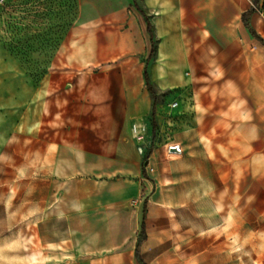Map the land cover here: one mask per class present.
I'll list each match as a JSON object with an SVG mask.
<instances>
[{
  "label": "rangeland",
  "instance_id": "1",
  "mask_svg": "<svg viewBox=\"0 0 264 264\" xmlns=\"http://www.w3.org/2000/svg\"><path fill=\"white\" fill-rule=\"evenodd\" d=\"M210 6L233 16L243 44L249 26L264 38V0ZM147 11L139 0H0V264H84L137 246L148 264H264V242L219 214L207 165L174 152L201 129L216 82L201 59L173 85L156 81L139 30ZM255 182L243 186L264 196Z\"/></svg>",
  "mask_w": 264,
  "mask_h": 264
},
{
  "label": "crops",
  "instance_id": "2",
  "mask_svg": "<svg viewBox=\"0 0 264 264\" xmlns=\"http://www.w3.org/2000/svg\"><path fill=\"white\" fill-rule=\"evenodd\" d=\"M227 1L241 2L139 0L148 10L155 34L156 81L173 85L183 68L201 59V68L208 71L206 76L216 82V93L203 103L201 129L189 130V141L180 143L179 153L192 163L207 165L202 168L206 172L203 176L216 184L207 193L216 191L219 214L223 210L226 216L228 212L235 233L238 228H248L245 241L257 245L264 242V196H259L256 186H243V179L264 186V42L256 31L261 38L252 33L255 40L251 37L243 44L233 16L211 11L210 4ZM139 30L150 54L152 42L145 16ZM223 33L228 34L227 39L218 36ZM209 113L213 117L207 118ZM28 204H33L32 198H26ZM154 239H149L145 249ZM137 247L124 253L125 257L116 250L91 253L84 264H139ZM4 256L0 250V259Z\"/></svg>",
  "mask_w": 264,
  "mask_h": 264
},
{
  "label": "trees",
  "instance_id": "3",
  "mask_svg": "<svg viewBox=\"0 0 264 264\" xmlns=\"http://www.w3.org/2000/svg\"><path fill=\"white\" fill-rule=\"evenodd\" d=\"M255 1H257V0H255ZM253 11H255V7H252L251 9L244 11L243 12V16L246 17V15L248 13H252ZM147 22H148V30H149V33H150V36H151V42H152L151 51H150V54H149V57H148L150 59L156 53V39H155V34H154L153 26H152L151 22L148 20V18H147ZM249 27H250L251 32L254 35H256L259 38H261L259 36V34L256 32V30H255L254 27H252V26H249ZM261 40L264 42V39L263 38H261ZM144 77H145V81H146L147 87H148V89L150 90V92H151V94L153 96V106H152V112H151V122H152V127H153V138H152V140H154V136H155V132H156V127H157V116H156L157 91L155 89V86H154V84L152 82V79H151V76H150V73H149V70H148V62L146 63L145 68H144ZM145 234H146L145 225H144V222H142V224H141V231H140L139 239H138V242L139 243L143 240V238L145 237ZM136 255H137V257H138V259H139V261H140L141 264H148V263H146V262H144L142 260L138 249H136Z\"/></svg>",
  "mask_w": 264,
  "mask_h": 264
},
{
  "label": "built area",
  "instance_id": "4",
  "mask_svg": "<svg viewBox=\"0 0 264 264\" xmlns=\"http://www.w3.org/2000/svg\"><path fill=\"white\" fill-rule=\"evenodd\" d=\"M142 129H143V126H140V125H138V124H135V125H134V130H135V131H137V132H141Z\"/></svg>",
  "mask_w": 264,
  "mask_h": 264
},
{
  "label": "water",
  "instance_id": "5",
  "mask_svg": "<svg viewBox=\"0 0 264 264\" xmlns=\"http://www.w3.org/2000/svg\"><path fill=\"white\" fill-rule=\"evenodd\" d=\"M175 147H176L177 150H179V146H175ZM175 147H174V148H175ZM147 162H148V160H146V163H147Z\"/></svg>",
  "mask_w": 264,
  "mask_h": 264
},
{
  "label": "bare ground",
  "instance_id": "6",
  "mask_svg": "<svg viewBox=\"0 0 264 264\" xmlns=\"http://www.w3.org/2000/svg\"><path fill=\"white\" fill-rule=\"evenodd\" d=\"M181 151L180 147H179V151H174L175 153H179Z\"/></svg>",
  "mask_w": 264,
  "mask_h": 264
}]
</instances>
